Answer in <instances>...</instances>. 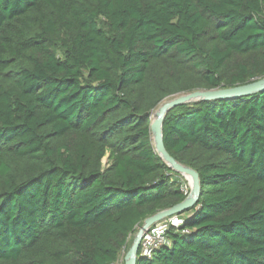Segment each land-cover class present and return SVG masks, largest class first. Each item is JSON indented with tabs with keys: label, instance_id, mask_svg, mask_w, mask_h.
Segmentation results:
<instances>
[{
	"label": "trees",
	"instance_id": "obj_1",
	"mask_svg": "<svg viewBox=\"0 0 264 264\" xmlns=\"http://www.w3.org/2000/svg\"><path fill=\"white\" fill-rule=\"evenodd\" d=\"M263 77L264 0H0V264L115 262L187 196L152 109ZM162 141L199 195L135 264H264V89L170 108Z\"/></svg>",
	"mask_w": 264,
	"mask_h": 264
},
{
	"label": "water",
	"instance_id": "obj_2",
	"mask_svg": "<svg viewBox=\"0 0 264 264\" xmlns=\"http://www.w3.org/2000/svg\"><path fill=\"white\" fill-rule=\"evenodd\" d=\"M264 89V77L255 80L250 83L243 85H236L232 87L215 88L208 90H195L187 95H182L171 99L170 101L164 103L156 119L152 120L150 123L151 138L153 140L154 148L160 157L170 166L172 169L180 172L187 178L190 176V187L191 191L186 196V198L173 205L172 207L159 211L146 219H144L143 224L136 231L135 240L133 241L130 248L125 254V264H135L136 255L139 248L140 238L142 231L152 223L156 222L163 216H168L172 214H181L188 208L193 206L199 195V179L197 172L187 166H183L178 163L173 157L169 155L166 151L163 141H162V122L166 112L179 104L187 102L190 98H199V100H212L217 98H232L249 95L254 92H258Z\"/></svg>",
	"mask_w": 264,
	"mask_h": 264
},
{
	"label": "built area",
	"instance_id": "obj_3",
	"mask_svg": "<svg viewBox=\"0 0 264 264\" xmlns=\"http://www.w3.org/2000/svg\"><path fill=\"white\" fill-rule=\"evenodd\" d=\"M184 222L183 214L163 216L147 226L141 234L138 251L142 256L150 257L155 248L169 244L168 231L171 227L179 228ZM184 231V229L182 230ZM111 264H117L113 262Z\"/></svg>",
	"mask_w": 264,
	"mask_h": 264
},
{
	"label": "rangeland",
	"instance_id": "obj_4",
	"mask_svg": "<svg viewBox=\"0 0 264 264\" xmlns=\"http://www.w3.org/2000/svg\"><path fill=\"white\" fill-rule=\"evenodd\" d=\"M200 90H201V89H200ZM191 92H193V91L180 92V93H177V94H174V95H170V96L165 97L164 99H162V100L156 105V107L152 109L151 114H150L151 121L154 120V119L156 118V116H157V113H158V112H155L156 109L158 110V109H159L164 103L170 101L171 99H173V98H175V97L182 96V95H187V94H189V93H191ZM198 100H199L198 97H197V98H190V99H189L187 102H185V103H188V102H195V101H198ZM153 111L155 112V115L152 117V113H153ZM152 142H153V140H152ZM153 145H154V144H153ZM179 173H180V172H179ZM180 174H181V173H180ZM181 175L184 177V179H185V181H186V182H185V186H184V188H185V190L187 191V195H188V194L190 193V191H191V187H190V184H189V182H190V176H187V178H185V176H184L183 174H181ZM137 230H138V228L135 230L134 233H132V234L130 235L128 246H127L126 249H122V251L120 252L119 257H118V259L116 260L117 264H125V254H126L127 250L130 248V246L132 245L133 241L135 240V236H136V231H137Z\"/></svg>",
	"mask_w": 264,
	"mask_h": 264
},
{
	"label": "bare ground",
	"instance_id": "obj_5",
	"mask_svg": "<svg viewBox=\"0 0 264 264\" xmlns=\"http://www.w3.org/2000/svg\"><path fill=\"white\" fill-rule=\"evenodd\" d=\"M161 108H162V106H161L158 110L156 109L155 112H158L156 118L158 117ZM155 112L153 111V113H152V117L155 115ZM156 118H155V119H156Z\"/></svg>",
	"mask_w": 264,
	"mask_h": 264
}]
</instances>
